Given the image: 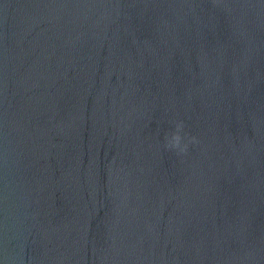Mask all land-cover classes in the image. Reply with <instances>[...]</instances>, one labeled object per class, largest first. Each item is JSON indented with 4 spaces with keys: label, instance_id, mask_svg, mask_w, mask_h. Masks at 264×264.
Instances as JSON below:
<instances>
[{
    "label": "water",
    "instance_id": "95a60500",
    "mask_svg": "<svg viewBox=\"0 0 264 264\" xmlns=\"http://www.w3.org/2000/svg\"><path fill=\"white\" fill-rule=\"evenodd\" d=\"M0 264H264V0H0Z\"/></svg>",
    "mask_w": 264,
    "mask_h": 264
},
{
    "label": "clouds",
    "instance_id": "9594fccd",
    "mask_svg": "<svg viewBox=\"0 0 264 264\" xmlns=\"http://www.w3.org/2000/svg\"><path fill=\"white\" fill-rule=\"evenodd\" d=\"M184 129L185 124L183 121L175 122V130L165 136V147L168 150H175L178 155L186 154L189 145L197 142V138L185 133Z\"/></svg>",
    "mask_w": 264,
    "mask_h": 264
}]
</instances>
